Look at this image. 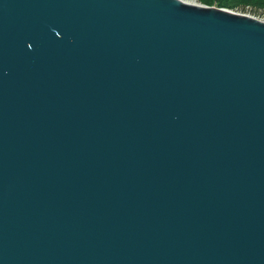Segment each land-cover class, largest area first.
<instances>
[{
    "label": "water",
    "instance_id": "95a60500",
    "mask_svg": "<svg viewBox=\"0 0 264 264\" xmlns=\"http://www.w3.org/2000/svg\"><path fill=\"white\" fill-rule=\"evenodd\" d=\"M0 264H264V21L0 0Z\"/></svg>",
    "mask_w": 264,
    "mask_h": 264
},
{
    "label": "trees",
    "instance_id": "16d2710c",
    "mask_svg": "<svg viewBox=\"0 0 264 264\" xmlns=\"http://www.w3.org/2000/svg\"><path fill=\"white\" fill-rule=\"evenodd\" d=\"M208 5L228 8L231 10L245 12L252 10L256 13L264 11V0H200Z\"/></svg>",
    "mask_w": 264,
    "mask_h": 264
},
{
    "label": "rangeland",
    "instance_id": "374dc122",
    "mask_svg": "<svg viewBox=\"0 0 264 264\" xmlns=\"http://www.w3.org/2000/svg\"><path fill=\"white\" fill-rule=\"evenodd\" d=\"M189 1V0H188ZM190 1H193V0H190ZM198 3H202V4H204V5H208V4H205V3H203V2H201L200 0H196ZM208 6H211V5H208ZM213 6H215V7H217L216 5H213ZM235 12H238V13H241V14H246V15H249V16H253V17H256V18H258V19H260V20H264V13H256V12H254V11H252V10H247V11H245V12H242V11H236V10H234Z\"/></svg>",
    "mask_w": 264,
    "mask_h": 264
},
{
    "label": "built area",
    "instance_id": "2783aa9c",
    "mask_svg": "<svg viewBox=\"0 0 264 264\" xmlns=\"http://www.w3.org/2000/svg\"><path fill=\"white\" fill-rule=\"evenodd\" d=\"M260 13H264V11L260 12ZM264 21V20H263Z\"/></svg>",
    "mask_w": 264,
    "mask_h": 264
},
{
    "label": "bare ground",
    "instance_id": "6f19581e",
    "mask_svg": "<svg viewBox=\"0 0 264 264\" xmlns=\"http://www.w3.org/2000/svg\"><path fill=\"white\" fill-rule=\"evenodd\" d=\"M186 1H188V0H186ZM190 1V0H189Z\"/></svg>",
    "mask_w": 264,
    "mask_h": 264
}]
</instances>
